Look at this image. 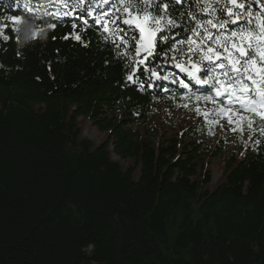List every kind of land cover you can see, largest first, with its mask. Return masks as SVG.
<instances>
[{"label":"trees","instance_id":"16d2710c","mask_svg":"<svg viewBox=\"0 0 264 264\" xmlns=\"http://www.w3.org/2000/svg\"><path fill=\"white\" fill-rule=\"evenodd\" d=\"M237 2L133 0L160 21L149 55L123 23L129 0H0V21L36 31L9 23L0 37V264H264V73L224 58L232 32L258 33L264 0ZM234 97L236 144L211 183L193 135L213 134ZM167 100L212 105L155 143L139 121Z\"/></svg>","mask_w":264,"mask_h":264},{"label":"rangeland","instance_id":"374dc122","mask_svg":"<svg viewBox=\"0 0 264 264\" xmlns=\"http://www.w3.org/2000/svg\"><path fill=\"white\" fill-rule=\"evenodd\" d=\"M12 17L6 18L4 21H0V37H3V30L10 24L21 26L26 29L27 33L31 36L35 35L36 31L30 27V25L20 16L18 21L14 22ZM184 73L188 75H194L195 69H184ZM217 95V93H216ZM212 103L206 106L198 105L194 108H190L187 103H181L179 100H167L163 103H154L147 110L144 118L139 122L140 124L148 127V133L151 139L158 143L164 138L177 137L180 133L181 127L187 128L189 125L194 124L197 119H193L192 111L198 108L200 111L210 109ZM237 98L234 97L228 103H223V114L218 118V123L213 131V134L205 135H193V138L200 142V148L204 153H208L206 157V166L210 170L211 183H215L223 172L226 158L230 156L231 150H233L237 137L234 136V122L244 114V111L240 107ZM204 125H201L203 127ZM207 127V125L205 124ZM227 131L229 146L224 151L221 157L210 155L215 148L219 139L222 138L223 133ZM82 135L97 143L100 140V135L97 131L89 126H85ZM246 138H243L244 143ZM204 155V154H202Z\"/></svg>","mask_w":264,"mask_h":264},{"label":"snow or ice","instance_id":"6c2138e0","mask_svg":"<svg viewBox=\"0 0 264 264\" xmlns=\"http://www.w3.org/2000/svg\"><path fill=\"white\" fill-rule=\"evenodd\" d=\"M133 3V0H129L128 7H125V12L127 13L126 19L123 20V23L128 25L129 27H134L135 29H138L139 31V47L137 48V52L141 49H143L145 52H147L149 55L152 54L154 48H155V39L158 32L161 31L159 27H151L150 22L159 25L160 21L156 19L155 17L151 16L147 11L145 10L143 15L141 12H134L133 8L131 7ZM229 3H231L235 8L237 9H243L245 6L243 3H238L237 0H229ZM165 9L167 8V5H164ZM264 7V5H262ZM228 16H236L235 20H232V23H236L240 16L233 12L232 8L228 9ZM14 22L18 21L19 18L12 17L11 18ZM171 23V21H169ZM211 23V21H209ZM215 27V25H213ZM221 28L225 27V23H221L219 25ZM259 31L258 33L252 32V31H245L241 30L238 32H232V37H239L240 43L233 42L231 49L225 46L224 51L228 53L227 56H225V59H228L230 61L231 69L239 73L240 68L237 67V64H241V66L244 68L245 72L250 71V68H256V60L250 56V51L253 48V41H256V51L259 53V55L264 58V23H260L258 25ZM107 31V28H105ZM76 39L79 40L80 37L76 36ZM219 42V41H218ZM208 53L206 55V58L211 62L212 56H216L217 59H220V54L215 52L212 48L208 49ZM233 53H238V57L233 59ZM220 67H224V65H220ZM258 72L264 73V68L256 69ZM131 79V77H129ZM198 83H207V81H197ZM261 83L264 84V80H261ZM187 87V85H184ZM241 91H249L247 88H242ZM217 95H221V89H216ZM259 95L261 96V104H264V89L259 91Z\"/></svg>","mask_w":264,"mask_h":264},{"label":"water","instance_id":"95a60500","mask_svg":"<svg viewBox=\"0 0 264 264\" xmlns=\"http://www.w3.org/2000/svg\"><path fill=\"white\" fill-rule=\"evenodd\" d=\"M136 32H137V34H138V36H139V31H138V29H136ZM256 69H257V68H251L252 72H254L256 75H258V71H257Z\"/></svg>","mask_w":264,"mask_h":264}]
</instances>
